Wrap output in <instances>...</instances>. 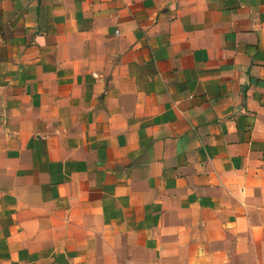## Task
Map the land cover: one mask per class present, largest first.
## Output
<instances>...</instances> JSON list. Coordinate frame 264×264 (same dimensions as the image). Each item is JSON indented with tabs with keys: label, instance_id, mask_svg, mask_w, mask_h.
I'll use <instances>...</instances> for the list:
<instances>
[{
	"label": "crops",
	"instance_id": "obj_1",
	"mask_svg": "<svg viewBox=\"0 0 264 264\" xmlns=\"http://www.w3.org/2000/svg\"><path fill=\"white\" fill-rule=\"evenodd\" d=\"M0 264H264V0H0Z\"/></svg>",
	"mask_w": 264,
	"mask_h": 264
}]
</instances>
